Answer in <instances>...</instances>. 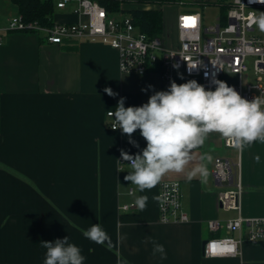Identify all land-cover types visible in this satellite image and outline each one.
<instances>
[{"label": "crops", "instance_id": "obj_1", "mask_svg": "<svg viewBox=\"0 0 264 264\" xmlns=\"http://www.w3.org/2000/svg\"><path fill=\"white\" fill-rule=\"evenodd\" d=\"M77 8L76 1L55 8L54 22H78ZM139 8L146 9V5H123L126 11ZM17 15L10 0H0V28H7ZM168 25L164 12L163 33ZM166 45L178 48V39ZM192 79L200 83L181 73L172 81L182 84ZM105 88L117 95L109 96ZM165 90L160 70L121 73L117 51L101 43L80 39L59 46L46 43L43 34L3 32L0 264H43L45 249L40 243L65 237L81 249L84 264H264V241H244L234 257L204 255L208 239L232 235L224 229L212 232L209 221L224 224L239 216L264 218V142L242 150L227 148L224 138L211 133L194 150V159L183 173H168L144 192L124 180L128 161L123 166L117 162H121V150L135 155L146 147V141L137 130L131 139L139 148L133 146L127 135L111 129L106 114L115 111L122 97L125 107L141 106L154 92ZM205 153L213 157L207 165V181L199 175L189 179L188 173ZM217 158L230 160L237 174L236 164H240L239 210L219 206L218 194L230 186L214 179ZM164 181L180 182L187 222L159 221L158 195ZM139 196L148 198L144 209L136 204ZM131 204L134 209H122ZM94 224L107 234L102 244L83 235ZM154 243L164 246L165 259L153 254Z\"/></svg>", "mask_w": 264, "mask_h": 264}, {"label": "built area", "instance_id": "obj_2", "mask_svg": "<svg viewBox=\"0 0 264 264\" xmlns=\"http://www.w3.org/2000/svg\"><path fill=\"white\" fill-rule=\"evenodd\" d=\"M71 1L78 3V22L54 23L52 28H46L25 22L17 15L8 21L7 28H0V43L3 32L9 31L43 34L46 43L59 46L86 39L117 51L121 73L145 74L159 67L167 89L174 76L181 73L198 79L206 89L214 90L215 85L211 81L215 78L226 82L249 101L257 96L264 97V32H258L254 23L258 13L264 12V3L258 0H193L190 5L179 3L187 9L176 20L178 48L168 47L162 36L149 37L141 32L129 15L122 12L118 13L119 16L109 15L96 0H57L56 8L63 9ZM206 5H216L221 9L217 24L204 25L203 15L198 9ZM149 8L146 5V9ZM188 17L195 18L194 26H185V18ZM249 59L253 60L255 85L249 83ZM177 64L178 68L173 67ZM188 64L197 68L190 71ZM232 78L235 79L233 83L230 81ZM109 112L106 116L112 125L113 118ZM224 143L227 148H235L225 139ZM125 162L121 159V163ZM236 168L238 174L228 159L217 158L214 162V179L230 186L218 194L219 206L228 211L240 209L243 193L240 164H236ZM158 197L161 223H184L189 220L182 206L180 182H161ZM134 208L133 204L122 206L125 211ZM208 227L212 232L224 229L232 235L238 234V237L228 235L208 239L204 244V255L209 258L234 257L239 255L238 247L244 241L252 244L264 241V218L239 216L224 224L209 221Z\"/></svg>", "mask_w": 264, "mask_h": 264}, {"label": "clouds", "instance_id": "obj_3", "mask_svg": "<svg viewBox=\"0 0 264 264\" xmlns=\"http://www.w3.org/2000/svg\"><path fill=\"white\" fill-rule=\"evenodd\" d=\"M254 23L264 32V12L254 18ZM188 68L191 71L197 67L188 64ZM211 83L214 90L206 89L194 79L182 84L172 81L167 90L154 92L141 106L125 107V98H120L115 111L109 112L112 129L127 135L129 143L137 148L139 144L131 139L137 130L146 141V147L135 155L121 150L122 160L130 162L125 181L144 192L155 187L168 173H183L194 159V150L201 148L211 133L219 134L241 150L254 142H264V97L249 101L222 80L213 78ZM104 91L109 96L117 95L110 88ZM212 159L210 154L201 155L200 163L188 173V178L199 175L206 182L207 165ZM147 199V196L137 197V206L144 209ZM83 235L98 244L108 239L98 224ZM40 244L45 249L43 264H84L86 259L68 237ZM156 253H160L161 259L166 258L162 244L154 243L153 254Z\"/></svg>", "mask_w": 264, "mask_h": 264}, {"label": "trees", "instance_id": "obj_4", "mask_svg": "<svg viewBox=\"0 0 264 264\" xmlns=\"http://www.w3.org/2000/svg\"><path fill=\"white\" fill-rule=\"evenodd\" d=\"M18 9V15L25 22L37 23L42 27L54 26L55 0H10ZM109 15L119 12L128 13L133 24L149 37L163 33L164 10L167 5L187 3L186 0H96ZM137 3L149 5V9L139 8L126 11L123 5ZM33 33V32H32ZM70 45L69 48H72ZM160 70L155 67L153 71Z\"/></svg>", "mask_w": 264, "mask_h": 264}, {"label": "rangeland", "instance_id": "obj_5", "mask_svg": "<svg viewBox=\"0 0 264 264\" xmlns=\"http://www.w3.org/2000/svg\"><path fill=\"white\" fill-rule=\"evenodd\" d=\"M186 1H187V3H185L186 5H190L191 3H193V0H186ZM186 9H187L186 7H183L180 4L167 5L163 8L166 15V19L169 24L167 30L164 31V33L162 34L163 35L162 38L164 39L166 44L167 43L169 44L171 41H176L178 39V29L176 25V20L178 18V15L180 13L185 12ZM198 11L203 15V23L205 26H211L217 24L219 22V17L222 12L221 9L216 5L202 6L199 7ZM260 13H258V15ZM116 16H119V14H116ZM2 21L5 22V19L2 18ZM248 63L250 66L249 83H251V85H255L257 84V82L253 72V60L249 59ZM230 81L233 83L235 79L232 78L230 79Z\"/></svg>", "mask_w": 264, "mask_h": 264}, {"label": "snow or ice", "instance_id": "obj_6", "mask_svg": "<svg viewBox=\"0 0 264 264\" xmlns=\"http://www.w3.org/2000/svg\"><path fill=\"white\" fill-rule=\"evenodd\" d=\"M195 25V18L188 17L185 18V26H194Z\"/></svg>", "mask_w": 264, "mask_h": 264}]
</instances>
